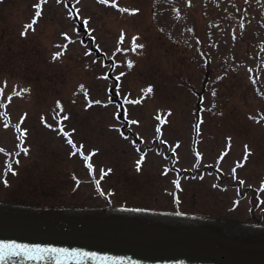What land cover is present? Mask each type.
Returning a JSON list of instances; mask_svg holds the SVG:
<instances>
[{
    "label": "rangeland",
    "instance_id": "374dc122",
    "mask_svg": "<svg viewBox=\"0 0 264 264\" xmlns=\"http://www.w3.org/2000/svg\"><path fill=\"white\" fill-rule=\"evenodd\" d=\"M0 89V201L264 225V0H0Z\"/></svg>",
    "mask_w": 264,
    "mask_h": 264
},
{
    "label": "water",
    "instance_id": "95a60500",
    "mask_svg": "<svg viewBox=\"0 0 264 264\" xmlns=\"http://www.w3.org/2000/svg\"><path fill=\"white\" fill-rule=\"evenodd\" d=\"M0 264H264V225L126 207H38L0 201ZM42 256V259H31Z\"/></svg>",
    "mask_w": 264,
    "mask_h": 264
},
{
    "label": "snow or ice",
    "instance_id": "6c2138e0",
    "mask_svg": "<svg viewBox=\"0 0 264 264\" xmlns=\"http://www.w3.org/2000/svg\"><path fill=\"white\" fill-rule=\"evenodd\" d=\"M60 0H57V3H59ZM42 3H47V0H42ZM77 3H79V0H77ZM98 3H101V4H107L108 3V0H98ZM113 7H115L116 5L113 4L112 5ZM37 10H36V13H35V16L37 18H39L41 16V9H40V6L37 5L36 6ZM120 12H129L130 15H134L136 14L135 11H129L128 9L126 8H121L119 9ZM37 23V20L36 19H33L32 22L30 24H28L25 28V31H27L28 29H32L34 31V28H33V25H35ZM85 24H87L88 22L87 21H84ZM23 34V33H22ZM123 33H121V40L120 42L122 43L123 42ZM138 39V37H133V47L134 48H143V45H137L135 44V41ZM65 48L67 47L66 45L64 46ZM119 50V49H118ZM64 53L63 52H60V53H57L56 56L53 57V59H58L60 56H62ZM133 65L131 62L128 63V67L131 68ZM152 89L151 88H148L146 90V93H151ZM3 93V90L0 89V95H2ZM9 99H11V97H9ZM125 102L127 103H134V101H128L127 99H125ZM135 102H139V101H135ZM94 103L96 104H99L101 103L100 101H95ZM92 105L89 104V107H91ZM106 106V105H105ZM57 107L61 109V111H63L62 109V106L59 104V102H57ZM64 120L68 119L67 116H64L63 117ZM261 119H264V117H262ZM22 122V121H21ZM131 123H136V121H132ZM257 123H259V121H257ZM199 124L196 125V131L197 133H199ZM16 131H20V127H19V124L16 125ZM61 131H63V129H61ZM159 129H157V132L159 133ZM23 135V134H22ZM66 136H69L70 134L68 133H65ZM19 138V137H18ZM67 143L69 145L72 146V148L74 149V151L71 153V155L75 156L77 154V151H80L81 152V155L83 156V153H82V148H83V145L80 146V149H77V146L76 144L73 142L72 139L68 138L67 139ZM0 151H3L2 149H0ZM21 151L27 155L28 154V149L27 148H24V147H21ZM251 153L248 151L247 149V146H245V160H247V157L250 155ZM17 155H19V153H17ZM94 155V153L92 154ZM86 160L90 159V157H84ZM143 160H144V157H141L140 160L137 161V171H140V166L141 164L143 163ZM15 163H19V161H15ZM86 166L88 167L90 173L94 172V168H93V165L91 163H88L86 164ZM243 165L242 164H238L237 167H242ZM6 168L9 172H12L13 175H15L16 173L12 171V163H8L6 165ZM110 171V170H109ZM233 172L235 173V169H233ZM108 174V172H105L104 170H101V179L104 178V176H106ZM241 184H243L244 182L241 181L240 182ZM99 184V182L97 181V185ZM177 187H179L178 183H177ZM264 190V189H262ZM3 249H13L15 251L12 252V255H17L18 253H22V252H36V253H41V252H49V251H52V252H57L58 255H64V256H80V257H88V254L87 253H78V252H73V253H68L66 250H55V249H27L26 247L24 246H19V245H15V244H4V245H0V250H3ZM3 257L0 256V259H2ZM31 259H42L43 257L42 256H32L30 257Z\"/></svg>",
    "mask_w": 264,
    "mask_h": 264
}]
</instances>
